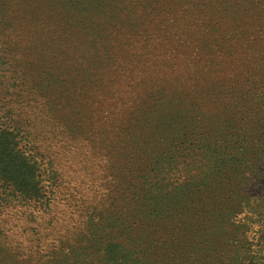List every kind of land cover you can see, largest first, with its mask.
I'll return each mask as SVG.
<instances>
[{
    "label": "trees",
    "instance_id": "obj_1",
    "mask_svg": "<svg viewBox=\"0 0 264 264\" xmlns=\"http://www.w3.org/2000/svg\"><path fill=\"white\" fill-rule=\"evenodd\" d=\"M258 14L264 0H0V236L66 194L89 246L47 245L43 264H264L236 233L260 218L263 144L232 142L233 119L198 149L137 143L150 112L153 129L159 106L181 109L165 99L264 96ZM31 230L27 260L44 250Z\"/></svg>",
    "mask_w": 264,
    "mask_h": 264
},
{
    "label": "rangeland",
    "instance_id": "obj_2",
    "mask_svg": "<svg viewBox=\"0 0 264 264\" xmlns=\"http://www.w3.org/2000/svg\"><path fill=\"white\" fill-rule=\"evenodd\" d=\"M72 1L75 2V0ZM76 1L81 2L82 0ZM259 1L261 0H256V2ZM254 24L255 44L259 45L264 42V15L258 14ZM167 100L158 102V104L169 103L172 107H176L177 103L181 102L179 106L181 109L171 112L169 108L164 107L165 104L159 106L156 111L157 121L155 125L157 127L153 129L150 126L154 118L153 112L146 116L145 130L137 134V143L142 148L143 156L144 153L150 157L163 153L170 141L178 142V139L180 141L184 136L187 138L186 146L194 144L193 147L198 149L203 143L208 141H203V137L208 132L216 133L220 130L230 129L226 125L228 123L226 120L229 119H233L234 123H238L237 126L243 129L241 130L242 135L231 139L233 140L232 142H247L246 145L250 146L264 145V138L262 137L264 136V96L248 101L230 96L225 99H180L171 102ZM146 103L150 104L151 101L146 100ZM240 119H244V122L239 123ZM201 141L203 142L201 143ZM255 169H258L264 175V161L258 163ZM251 195L258 205L253 215H258L260 218H253L252 229L246 234H241L240 231L236 233L242 238L246 236L247 242H250L249 246L259 250L264 246V176L260 179L257 187L252 189ZM80 196H82V199L86 197L85 192H81ZM75 202L73 198L66 194H57L53 198L51 207L44 212L42 217L37 218V222L18 225L6 234L3 233L0 236V247H2L0 250L6 247L8 252L5 253V250L0 252V264H43L42 261L45 257L41 258V256L49 252L48 248H46L47 245L50 247L55 244L89 246L87 237L81 238V235L89 234V227H87V223L83 222L85 220L83 215L87 212L84 211L81 201L79 203ZM100 203L98 204L99 211H104V214L114 212L111 204L107 202ZM240 226L238 225V227ZM31 227L35 228L36 231L33 235L36 238V243L37 238L41 237L40 243L44 250L41 251L39 249L40 254L34 255L32 259L27 260L25 256L21 257L19 255L20 248L18 247L21 242L20 239H22L20 238L21 234L24 237L27 236L28 232V234H31ZM255 234L256 237H254ZM245 246L246 244H244ZM9 254H12L13 257L10 258ZM47 257H53V254ZM248 260L250 259L248 258ZM224 264H228V262Z\"/></svg>",
    "mask_w": 264,
    "mask_h": 264
}]
</instances>
